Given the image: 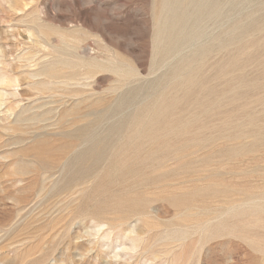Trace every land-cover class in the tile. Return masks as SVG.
<instances>
[{
    "label": "rangeland",
    "instance_id": "374dc122",
    "mask_svg": "<svg viewBox=\"0 0 264 264\" xmlns=\"http://www.w3.org/2000/svg\"><path fill=\"white\" fill-rule=\"evenodd\" d=\"M0 264H264V0H0Z\"/></svg>",
    "mask_w": 264,
    "mask_h": 264
},
{
    "label": "bare ground",
    "instance_id": "6f19581e",
    "mask_svg": "<svg viewBox=\"0 0 264 264\" xmlns=\"http://www.w3.org/2000/svg\"><path fill=\"white\" fill-rule=\"evenodd\" d=\"M82 53H85V51H81ZM49 75V74H48ZM76 76V73L70 74L67 78H74Z\"/></svg>",
    "mask_w": 264,
    "mask_h": 264
}]
</instances>
